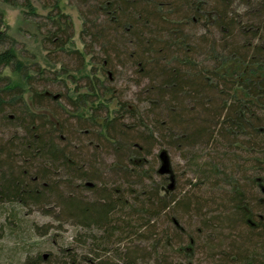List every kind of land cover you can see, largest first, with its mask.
<instances>
[{
  "label": "trees",
  "instance_id": "1",
  "mask_svg": "<svg viewBox=\"0 0 264 264\" xmlns=\"http://www.w3.org/2000/svg\"><path fill=\"white\" fill-rule=\"evenodd\" d=\"M78 1L86 9L82 34L89 31L88 45L100 49L93 56L98 65L93 64L90 73L83 75L87 81L84 93L75 83L66 94L34 91L32 98L40 108L46 101L64 112L60 129L47 115L35 114L24 103V87L30 86L34 76L14 47L0 51V129L14 126L23 133H16L8 143L0 140V213L10 208L6 220L13 225L21 216L14 211L16 206L23 208L32 202L51 207L54 197L52 209L59 208L61 216L85 232L77 240L83 249L92 243L88 256L70 252L60 264H134L141 248L134 245L136 242H150V254L157 257V263L159 257L164 262L167 254L186 259L189 249L174 244L184 243L186 233L178 224L173 225V234L168 229L158 231L155 223L158 216H167L175 209H194L190 193L171 196L173 173H160L164 160L170 165L165 150L159 154L157 171L170 182L162 189L164 195L157 187L135 190L144 178L150 180L144 167L154 146H167L191 160L199 177H224L232 189L229 196L213 201L218 215H204L206 227L200 232L207 231L208 239L212 234L229 233L221 235L225 240H219L230 241L226 250L214 242L206 245L210 261L264 264V202L257 199L255 206L249 192L227 179L248 177L250 188L264 192V0ZM60 2L56 0L54 5L57 16L48 17L54 31H49L45 42L55 52L80 59L84 66L78 73H82L87 66L84 54L80 53L81 58L77 51L66 50L60 37L67 32L62 29ZM235 4L246 11L239 13ZM2 26L0 46L10 42L9 35L1 32ZM8 70L12 76L5 73ZM68 72L64 66L59 73L50 71L51 81H60ZM120 73L136 78L138 87L144 84L146 112L121 105L115 116L108 113L99 123L95 115L103 104L115 99L112 84ZM16 77L19 82H15ZM62 99L73 110L71 118L76 117L81 126L89 124L80 133L70 129V138L80 136L77 148L69 146L63 135L68 125L66 111L59 105ZM93 128L102 146L116 155L118 162L111 165V172L126 177L127 189L126 185L108 187L93 182L98 175L93 155L89 156V147L94 146ZM80 138H86L90 145L84 146ZM244 153L250 157V176L240 165ZM135 157L142 160V166L134 167L133 173L127 166L125 170L116 168ZM58 170L66 177L58 175ZM61 184L73 193L60 191ZM80 190L94 193V199L82 198L77 194ZM200 209L195 208L196 212ZM169 220V224H176L174 218ZM3 228L1 224L0 231ZM127 239L130 246L124 251L122 243ZM195 240L190 239L189 248ZM216 250L220 252L214 253ZM108 255L112 259L106 258ZM45 259L38 256L27 259L26 264H47Z\"/></svg>",
  "mask_w": 264,
  "mask_h": 264
},
{
  "label": "rangeland",
  "instance_id": "2",
  "mask_svg": "<svg viewBox=\"0 0 264 264\" xmlns=\"http://www.w3.org/2000/svg\"><path fill=\"white\" fill-rule=\"evenodd\" d=\"M55 4L56 0H8V2H6V0H0V13L3 14L0 15V24L2 23L3 25L1 32H6L10 37V42L0 46V51L7 50L11 46L14 47L17 57L24 63V65H26L28 73H31L34 76V78L30 81V86H26L27 88L24 87V103L33 108L35 114L47 115L50 121H53L58 126V129H60V120L64 115V112H62L57 105L46 101L42 103V108L38 107L32 100L34 97V91H52L55 95L58 93L66 94L69 87L72 88L76 86L75 83H78L84 93L87 81L83 79V75L90 73L93 69V64L94 67L98 65L96 61H94L95 57L93 56L96 55V53H99L100 49L88 45L91 41V38L88 37V35H90L89 31L87 32L88 34H85L84 36L82 34L84 31L83 28L85 27V16L83 17L82 13H85L86 9L81 3H79L78 0H61L60 2L59 12L64 14L61 19L62 29L64 31L67 29V32L61 34L60 37H63V40H65L64 46L66 50L77 51L79 55L80 53L84 54V59H86L85 62L87 65L85 70L82 73H78V70L84 66V64L82 65L80 59H77L74 56H66L64 53L55 52L51 46H48L45 42V36L49 33V31H54L51 20H49L48 17L50 14L54 17L57 16L55 15L57 14L56 9H54ZM234 7L241 14L246 11L245 8H240V5L235 4ZM66 34H68V38H65ZM88 53L91 55H87ZM80 57L82 58L81 55ZM91 61L92 64H90ZM63 66L69 72L67 75L60 77L61 80H58L59 82L55 80L53 83L51 81L52 78L50 76V71L53 73H59ZM41 71H45L46 74L44 76H40L38 72ZM5 73L8 76L9 74L12 76V73H10L9 70ZM132 77L129 74H124L122 76L120 73L118 75L116 82H113L112 84V87L116 92L114 93L116 97L114 100H110L102 105V108H100L95 115L96 121L100 123V121H102L108 113L111 116H115L114 112L118 109L120 110L121 105L127 106L128 110L138 109L141 111V114L142 112H146L148 106L143 95L144 84L142 83L141 86L138 87L135 80L136 78L132 79ZM15 80V82H19V77H16ZM59 105L66 111L65 121L68 125L65 126L66 131L63 135L66 139H69V146L73 144V146L77 148L79 141L76 139L80 136H77L78 138H70L69 131L71 129L80 133L83 131V128H88L89 124L86 126H83L82 124L81 126L76 117L71 118L70 116H72L71 113L73 110L68 106V103L64 99L59 102ZM16 133H18L19 136L23 135V133L14 126H10V128L8 126H4L3 128L1 127L0 140H2L3 143H8L14 139ZM92 133L93 144L95 147H89V156L93 155L95 169L98 172V175L94 178L93 182L98 181V183H105L108 187H122L126 185L124 188L127 189L128 180L126 177H123L122 175H113L111 172V165L118 162L116 155L108 149V147L102 146V140L97 139L99 133L96 128H93ZM80 141L84 146L90 145H88V140H86V138H80ZM97 142L99 143V146ZM162 150H165L169 157V169L172 171L175 179L171 183L173 185L172 189L175 187L171 196L181 197L185 193H190V195H193L194 197L192 205L194 209L192 208L191 210L189 209L186 211L175 209L167 216L160 215V217L158 216L155 220L156 227L158 228V231L168 229L170 233L173 234L174 232H172V227L173 225L178 224L181 231L186 233V237L184 243L179 244L180 242H174V244H176L177 248L182 246L180 249H184L185 251L186 248H188L189 252L187 251V254H185V260L182 259L181 256L176 257L175 255L167 254L164 258V262H161L159 257L160 262L157 263V257L150 254V242H136L134 245H138L141 248L139 249L140 253L136 254L135 261L133 263L216 264L214 260L210 261V256L208 255H211V253L208 252L206 245L214 242V245H221L222 250H226L230 241L220 242L219 240H225L224 236L221 235L226 236L229 233L225 232L222 234H216L217 236L212 234L211 236L209 235L210 238L208 239L206 236L209 233L207 231L204 233L200 231H203L204 227H206V224L204 225V215L212 216L219 213L216 211L217 207L214 206L213 201H215L217 197L225 196V194L229 196L232 189L224 183V177H213V179L199 177L190 164L191 160H188L180 151L170 149L167 146L159 147L156 145L153 148L151 156L148 158L149 164L144 167V172H146L150 180L145 178L143 181L140 180L142 181L141 187L138 189L134 188L135 190L141 191L140 189L143 188L148 191L151 187H157L159 188L160 194L164 195L165 192L162 189L170 182L166 179V177H160L157 173L161 166L159 154ZM237 154L240 155V153ZM212 156L215 155L212 154ZM249 159L250 157L244 153L242 155V160H240V165L247 171L248 176L252 175V173H250L251 162ZM20 161L18 165L22 163ZM130 161L124 160L123 164L117 166L116 168L125 170L124 166H127L129 171H131L130 173H133L132 171L135 169L134 167L140 166V162L142 160L135 157L131 162ZM207 161H209V159ZM228 168L232 167L229 165ZM227 172L229 173L230 170ZM57 173L62 177L65 176L64 172H61V170H58ZM247 178L248 177H243L241 175H237V177H227V179L235 181L238 185L237 187L246 190L247 193L249 192L248 194H250V199H252L254 205L256 206L257 199H261L264 202V192H258L255 189L256 187L250 188V183H247ZM64 186V184H61L59 190L64 193H73V191L66 190ZM77 194L87 200L94 199V193L88 190H80ZM52 196L53 195H51V197ZM55 200L56 199L54 197L50 199L51 207L37 206L32 202L28 203V205L23 208L16 206L14 211H19L21 216L16 223H13V225H10L6 220V218L11 215L10 208L7 207L3 210V213H0V225L4 224L3 231H0V264H26L27 259H35L38 258V256L44 259L46 258L45 260L48 261L47 264H60L62 261H65L67 253L70 252H74L75 254L83 257L88 256L87 253H89L92 249V243H88L87 248L83 249L77 240L83 237L85 232L74 226L70 220H66L63 216H61L59 208L52 209V207L55 206ZM196 207H201L202 210L200 209L201 211L199 210V212H196ZM44 209H46V212ZM170 218H174L176 224H169ZM200 233H203L201 237L198 236ZM217 237L219 239H216ZM191 238L196 240L195 245L189 248ZM129 246L130 241L128 239L124 240L122 243V249L125 251ZM219 252L220 251L216 250L214 253L218 254ZM103 253L99 252V254ZM159 253H161V251ZM110 255L106 258H109Z\"/></svg>",
  "mask_w": 264,
  "mask_h": 264
},
{
  "label": "water",
  "instance_id": "3",
  "mask_svg": "<svg viewBox=\"0 0 264 264\" xmlns=\"http://www.w3.org/2000/svg\"><path fill=\"white\" fill-rule=\"evenodd\" d=\"M164 157V154H162V158ZM160 173L161 174H166V173H171L170 169H169V165L168 163L166 162V160H164V163L163 165L161 166V169H160ZM173 185H171V188H172Z\"/></svg>",
  "mask_w": 264,
  "mask_h": 264
}]
</instances>
